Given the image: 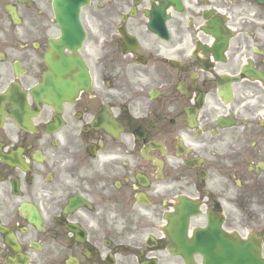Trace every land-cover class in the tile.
Masks as SVG:
<instances>
[{"label": "flooded vegetation", "instance_id": "1", "mask_svg": "<svg viewBox=\"0 0 264 264\" xmlns=\"http://www.w3.org/2000/svg\"><path fill=\"white\" fill-rule=\"evenodd\" d=\"M10 1L0 264H186L168 237L177 219L194 264H230L236 243L264 262V2L87 0L71 74L88 85L49 103L52 0Z\"/></svg>", "mask_w": 264, "mask_h": 264}, {"label": "water", "instance_id": "2", "mask_svg": "<svg viewBox=\"0 0 264 264\" xmlns=\"http://www.w3.org/2000/svg\"><path fill=\"white\" fill-rule=\"evenodd\" d=\"M18 1H25V0H18ZM87 2L85 0H54L53 1V10L55 12V14L57 15V17L60 16V18H58L60 20L61 26H62V40L60 41V44L62 46L67 47L69 50L71 51H75L71 45H73L74 43L72 42V37H73V33L71 30H67L66 29V24L67 23H72L75 24L76 26H79V20H78V14L80 11V8L84 5H86ZM9 10L10 16L12 17L13 21L16 20L15 18V14H14V10L7 8ZM73 15L74 19L72 21H69L67 19H64V16L67 15ZM80 27H78V31H79V35H77V40H76V45L80 46L81 42L84 38V34L81 31V29H79ZM56 45V43L51 42L50 46H51V54L54 53L53 52V48ZM56 54V53H55ZM57 54L60 56V66L64 67V64L69 63V62H73V59L71 58H64L62 49H60ZM76 62H78V59H75ZM46 62L49 66V68L51 69L50 73H48L45 77L44 80V94H46L47 96H51L52 94H58L59 97L61 98V100H66L71 94L77 92L78 90V86L79 83H81V85H85V83H83L82 81H80L79 79L76 81H71V80H58L55 81L53 79V65L51 63V56L49 55L46 58ZM85 82V81H84ZM67 97V98H66ZM182 238V231L180 226H176L174 223L172 224V235H171V239L172 241H175L176 246L180 249L181 247V243L179 242ZM251 251L254 253L252 254L251 258L248 259L246 253H245V247H241L238 248V246H236V251L230 261V263H236V264H244V262L246 261V264H263L262 261L260 260L259 256L257 255V249L254 247H251ZM177 254L184 256L183 253L181 252V250L177 251ZM185 257V256H184ZM226 259H219V260H214V259H210L209 262H207L208 264H216L218 263H223L225 262Z\"/></svg>", "mask_w": 264, "mask_h": 264}, {"label": "rangeland", "instance_id": "3", "mask_svg": "<svg viewBox=\"0 0 264 264\" xmlns=\"http://www.w3.org/2000/svg\"><path fill=\"white\" fill-rule=\"evenodd\" d=\"M6 2H8V0H7V1L5 0L4 4H5ZM4 4H3V5H4ZM3 5H0V6L3 7ZM0 15H1V17H3V19H5V16H4L3 12L0 13Z\"/></svg>", "mask_w": 264, "mask_h": 264}]
</instances>
